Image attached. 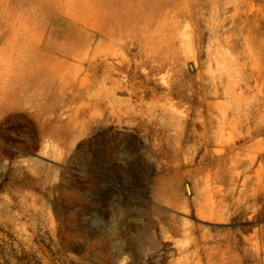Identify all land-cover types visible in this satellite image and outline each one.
<instances>
[{
    "label": "rangeland",
    "instance_id": "374dc122",
    "mask_svg": "<svg viewBox=\"0 0 264 264\" xmlns=\"http://www.w3.org/2000/svg\"><path fill=\"white\" fill-rule=\"evenodd\" d=\"M11 45L49 97L0 101H27L0 116V264H264V204L216 179L264 148V0H0Z\"/></svg>",
    "mask_w": 264,
    "mask_h": 264
},
{
    "label": "bare ground",
    "instance_id": "6f19581e",
    "mask_svg": "<svg viewBox=\"0 0 264 264\" xmlns=\"http://www.w3.org/2000/svg\"><path fill=\"white\" fill-rule=\"evenodd\" d=\"M177 26H178V24H177ZM177 26H174V30H173V32H172V39H171V44L172 45H174V46H177V47H180L181 46V44H182V37H180L179 36V34L176 32V31H178V28H177ZM183 29H185V28H182V30ZM181 30V31H182ZM183 31H185V30H183ZM182 33V32H181ZM183 35V34H182ZM190 39V38H189ZM194 41V40H193ZM122 42V41H121ZM115 44H116V42H115ZM114 44V45H115ZM218 44V43H217ZM111 45V44H110ZM109 45V46H110ZM213 45V44H212ZM211 45V46H212ZM182 46H183V44H182ZM217 47H218V45H216ZM107 47V46H106ZM114 47V46H113ZM214 48V47H213ZM27 49V48H26ZM211 51V50H210ZM213 51V50H212ZM108 52V51H107ZM27 53H28V55H29V59H30V62L32 63V65H33V67H35L36 65L38 66V70H39V72L41 73V78H42V81H43V83H41L42 85L41 86H39V85H36L35 86V88L33 89V91H32V99L34 100V98H37V97H49V87H48V83H47V76H48V74H47V72H48V69L45 67V59L42 57V56H40L41 58H42V60H43V62L41 63V64H36V57H37V51L35 50V47L34 46H30V47H28V49H27ZM214 54V53H213ZM27 56V55H26ZM207 56H208V54H207ZM219 59V58H218ZM209 60H210V58H209ZM196 61V60H195ZM120 63V62H119ZM224 62L222 61V60H217V64H218V66H219V68L221 69V71H225V72H229V70L227 69L228 67H227V65H228V63H227V65H226V63H224ZM105 64H107V63H105ZM196 64V63H195ZM197 65V64H196ZM224 65H225V67H224ZM37 68V67H36ZM212 68V67H211ZM47 69V70H46ZM181 69V68H180ZM232 69V68H231ZM37 70V69H36ZM209 72V71H208ZM224 72V73H225ZM223 73V72H222ZM230 73V72H229ZM229 73H227V75L229 74ZM225 75V74H224ZM231 75V74H230ZM221 76V75H220ZM227 77V76H226ZM231 77V76H230ZM33 79H34V77H32ZM233 78V77H232ZM36 79H39L38 77L36 78ZM215 79V78H214ZM35 80V79H34ZM222 80V79H221ZM227 81V80H226ZM229 82V81H228ZM214 83V82H213ZM227 84V83H226ZM226 86V85H225ZM22 92H23V94L24 95H26V94H30V92H28V91H26V90H24V88H23V90H22ZM28 98H30V97H28ZM239 109V108H238ZM223 117H225L224 116V114H223ZM226 120H227V118H226ZM221 126V125H220ZM220 128V127H219ZM226 128V127H225ZM240 128V127H239ZM220 129H222V128H220ZM238 129V128H237ZM247 129V128H246ZM232 130V129H231ZM230 130V131H231ZM235 130V129H234ZM234 130H233V132H234ZM239 130H241V129H239ZM256 130V129H255ZM255 130L254 131H250L249 130V132H247L246 134H243L242 133V136L239 138V140L241 141V140H244V139H246L248 136H251L252 134H256L255 133ZM222 131V130H221ZM227 131H229V129L227 130ZM229 131V132H230ZM236 131V130H235ZM217 132H220V131H217ZM225 132V131H224ZM221 133H223V132H221ZM228 133V132H227ZM232 133V132H231ZM230 133V134H231ZM235 133V132H234ZM233 134V133H232ZM231 134V135H232ZM239 134H241V133H239ZM223 135V134H222ZM221 135V136H222ZM225 135V134H224ZM228 136V135H227ZM233 136H235V134L234 135H232V139L231 140H233ZM223 137V136H222ZM228 138V137H227ZM237 138V137H236ZM225 141H226V139H225ZM229 142V141H228ZM228 142H226V144L228 143ZM218 143V142H217ZM231 143V142H230ZM232 143H234L233 141H232ZM258 143V142H257ZM224 144H222V146H223ZM231 145V144H230ZM257 145V144H256ZM229 148V147H228ZM230 148H233V146L231 145V147ZM253 148V147H252ZM257 150L255 151V153L253 154V155H251V156H249V157H246V159L245 160H243V161H241V162H238V163H235V164H232L230 167H226V168H224L223 169V171L221 172V175H218V176H216V179H217V181H220L221 182V184H224V185H226L227 186V188H228V191H227V193H226V195L228 194V196L230 197L231 196V198L229 199L230 201L231 200H233L234 199V204H235V210L240 206V204H239V202H247V201H251V203L250 204H248L246 207L247 208H250V207H252L253 208V210L252 211H254V212H256L257 211V208L255 209L253 206H256L257 204H260L261 206L264 204V148L262 147V145H257ZM220 149H222L221 148V145H220ZM225 149V148H224ZM223 149V150H224ZM254 149V148H253ZM223 150H221V152L223 151ZM219 152V151H218ZM252 153V152H251ZM249 155H250V153H248ZM257 164V168L255 169V170H253L254 168H255V166L254 165H256ZM254 167V168H253ZM252 170H253V172H254V174H255V176H256V180L258 181V187L256 188V189H249L247 186H246V183H247V181H248V178H250L251 176H249L250 175V173L252 172ZM210 177L208 176V178L207 179H209ZM239 178H240V181H241V183L239 184ZM242 179V180H241ZM238 181V182H237ZM207 183V182H206ZM218 185V184H217ZM219 186V185H218ZM207 187H208V185H207ZM210 189V188H209ZM208 193H209V190H208ZM208 193H206V195H209ZM236 193H238V196L237 197H235V194ZM242 194V195H241ZM241 195V197H239ZM208 196H206V198H207ZM227 197V196H226ZM205 198V199H206ZM209 199V198H208ZM211 199V198H210ZM208 201V200H207ZM210 201V200H209ZM222 201H225V204L224 205H220V202H218V203H216V202H214L213 203V201H210L209 203V207L208 208H206V209H204L203 208V210H201V212L203 213L205 210H206V212H208V213H206L207 214V216H208V214L209 215H212V214H214V216H216L215 218L217 219H221L222 220V218H224V217H221L222 215H224L225 213H224V208H226L227 207V203H226V200L225 199H223ZM203 202L205 203V201L203 200ZM204 203H202V204H204ZM201 204V205H202ZM199 206V207H205V206H207V203L205 204V206ZM185 210V209H184ZM197 210H198V207H197ZM187 211V210H186ZM198 212V211H197ZM200 212V213H201ZM204 214V213H203ZM252 214V213H251ZM200 215V214H199ZM248 215V214H247ZM203 215L201 214V217H202ZM205 216L206 215H204V218H205ZM247 217H249V216H247ZM203 218V217H202ZM211 218H212V216H211ZM210 218V216H209V218L208 219H211ZM214 218V217H213ZM214 218V219H215ZM206 219V218H205ZM215 219V220H216ZM216 220V222L217 221H219V220ZM251 219V218H250ZM223 221V220H222ZM211 222V221H210ZM221 222V221H220ZM247 228V227H246ZM250 229V228H249ZM120 250V249H119Z\"/></svg>",
    "mask_w": 264,
    "mask_h": 264
},
{
    "label": "crops",
    "instance_id": "0c3cea01",
    "mask_svg": "<svg viewBox=\"0 0 264 264\" xmlns=\"http://www.w3.org/2000/svg\"><path fill=\"white\" fill-rule=\"evenodd\" d=\"M20 48V46H14L11 45L9 47L5 46L3 47V51L0 53L5 54V56H0V59L4 60V61H9V62H5V63H0V86L5 84V89H1L0 88V101H4L6 99V97H30L29 98V107L30 109H32V91L33 88H35L36 86V80H32L31 78L26 79V80H22L21 77V73H20V61L21 59H19L18 61L16 59V56L20 54L18 52V49ZM12 68V72H7L6 71L11 67ZM17 71V72H16ZM22 88H24V90L30 92V94H26V95H22ZM55 97H62L60 92L57 90L56 93L54 94ZM19 101H21V99H18ZM27 100V99H26ZM36 99H34L35 101ZM33 101V102H34ZM27 102V101H25ZM20 103L19 106L17 108H9L6 110H3V108H0V116L5 115L6 112H10V111H17V110H21L22 108H25V106L27 105L26 103Z\"/></svg>",
    "mask_w": 264,
    "mask_h": 264
}]
</instances>
